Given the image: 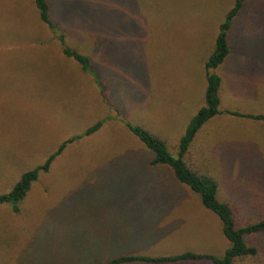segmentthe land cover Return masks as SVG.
<instances>
[{
	"label": "rangeland",
	"instance_id": "obj_1",
	"mask_svg": "<svg viewBox=\"0 0 264 264\" xmlns=\"http://www.w3.org/2000/svg\"><path fill=\"white\" fill-rule=\"evenodd\" d=\"M46 2L66 47L90 58L97 83L63 65L58 43L39 46L52 32L33 0H0V194L82 136L39 173L18 214L0 205V264L221 257L229 244L218 217L168 168L148 167L151 154L124 124L155 135L176 157L204 105V64L234 0ZM226 37L229 55L212 71L221 78V114L200 128L187 160L216 182L218 200L242 227L264 219V123L226 111L264 114V0H246ZM244 240L257 256L238 264H264V232Z\"/></svg>",
	"mask_w": 264,
	"mask_h": 264
},
{
	"label": "trees",
	"instance_id": "obj_2",
	"mask_svg": "<svg viewBox=\"0 0 264 264\" xmlns=\"http://www.w3.org/2000/svg\"><path fill=\"white\" fill-rule=\"evenodd\" d=\"M245 1L246 0H234L232 8L225 14L223 22L218 27L213 51L204 64L206 80L204 105L200 107L196 114L190 119L185 132L180 137L176 157L170 155L165 143L155 135L140 126L131 125L126 122L124 124L127 130L136 137L151 154V158L147 165L148 167L157 168L161 166L168 168L172 173L174 181L187 186L192 193L199 197L201 204L218 217L221 223V232L229 244L228 247L223 251L224 253L221 257L209 254H195L192 253V251L184 252L175 256L157 258L140 255H120L101 264H131L135 262L162 264L191 260H207L211 264H238V262L245 258H254L257 256V249L252 245H247L244 238L264 232V219L242 227L236 226V222L229 206L226 203L219 201L217 198L216 182L207 175L198 173L197 171L195 172V170H193L188 164L187 160L191 146L195 141L196 134L200 128L210 119L221 114L218 109L220 106L219 90L221 86V78L212 73V71L219 67L229 55V43L226 36H228L232 20L236 17ZM33 3L37 10L39 20L45 24L49 28L48 30H51L53 34L56 31L58 32V30H56L57 28L50 20V8L46 0H33ZM54 35L55 37L59 35L57 39L60 43L62 54L66 58L72 59L76 62L81 70L91 75L97 83V75L90 68V58L66 47L64 36L62 34ZM226 113L232 116L264 123V114L244 115L232 111H226ZM105 121L106 119L98 121L90 126L84 132L83 136H89L97 132ZM81 137L82 136H76L65 141L58 147L53 155L45 160L42 165L23 173L8 192L0 194V205H7L10 207L13 214H18L20 212V203L25 199L32 183L37 180L39 173L48 172L52 161L63 151L66 145L72 143L74 140L80 139ZM167 207L169 208V206ZM171 207L173 208L174 206L170 205L168 211H171ZM173 229L170 230L172 231Z\"/></svg>",
	"mask_w": 264,
	"mask_h": 264
},
{
	"label": "crops",
	"instance_id": "obj_3",
	"mask_svg": "<svg viewBox=\"0 0 264 264\" xmlns=\"http://www.w3.org/2000/svg\"><path fill=\"white\" fill-rule=\"evenodd\" d=\"M52 22V21H51ZM53 23V22H52ZM53 25L60 31V30H62L63 29V27H61L60 26V24H58V23H53ZM80 26V25H79ZM60 27L62 28V29H60ZM70 28V27H69ZM76 28H78V29H80V30H84L85 28L83 27V26H81V27H76ZM49 29V28H48ZM47 29V30H48ZM56 29V30H57ZM71 29H73V27H71ZM79 30V31H80ZM58 31V32H59ZM81 33V32H80ZM59 34H61L60 32H59ZM63 36H65L64 34H62ZM66 37V36H65ZM64 37V38H65ZM50 41H54V42H56V43H58L59 45H60V43H59V41H58V39H57V37H55V35L53 34V33H50V37L49 38H45V40L43 41V42H41V44L39 45L40 47H45L46 45H48L49 43H50ZM65 41V40H64ZM60 48H59V52H58V57H61V60H62V63H63V65H66V67H68V66H70L69 68H73V69H77V73H79V74H81V75H83V76H85V78H86V81H88L89 82V86L91 87L93 84H95V81H94V79H93V77L91 76V75H89V74H87V73H85V72H83L82 70H81V68L79 67H77L76 65H75V62L72 60V59H69V58H66L63 54H62V49H61V46H59ZM68 47V46H67ZM69 48V47H68ZM71 49V48H70ZM73 50H75V51H77L78 53H80V54H82V55H85L82 51H79V50H77V49H73ZM85 56H87V55H85ZM88 57V56H87ZM70 60V61H69ZM73 62H74V65H73ZM65 67V68H66ZM95 86H96V84H95ZM221 88H222V85L220 86ZM94 89V88H93ZM219 95H220V90H219ZM220 97V96H219ZM106 122V121H105ZM104 122V123H105ZM182 202H180V200H176L175 201V203H171L170 205H172V206H174V207H177V206H179L180 204H181Z\"/></svg>",
	"mask_w": 264,
	"mask_h": 264
}]
</instances>
